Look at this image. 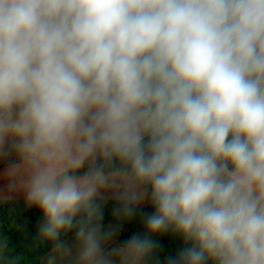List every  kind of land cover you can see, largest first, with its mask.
Masks as SVG:
<instances>
[{
  "label": "clouds",
  "instance_id": "9594fccd",
  "mask_svg": "<svg viewBox=\"0 0 264 264\" xmlns=\"http://www.w3.org/2000/svg\"><path fill=\"white\" fill-rule=\"evenodd\" d=\"M0 161L46 264H264V0H0Z\"/></svg>",
  "mask_w": 264,
  "mask_h": 264
},
{
  "label": "trees",
  "instance_id": "16d2710c",
  "mask_svg": "<svg viewBox=\"0 0 264 264\" xmlns=\"http://www.w3.org/2000/svg\"><path fill=\"white\" fill-rule=\"evenodd\" d=\"M103 206L102 224H115L122 230L119 244L123 245L133 233L145 232L141 213L151 214L154 209L151 205L145 208H137L136 215L127 221H119L113 216V209L118 207L117 202L101 200ZM9 217L12 221L21 226L22 231L10 229L8 225ZM43 222L42 213L37 208H28L21 201L10 200L7 203L0 202V235H6L10 240V248L16 256L22 257L18 264H39L41 258L52 248V242L42 240L38 237L39 228ZM75 233V229L67 234L61 233V241ZM161 245L159 256L161 264H165V257L169 254L175 255L185 246L184 240L180 236L167 234L156 236ZM205 264H212L210 259H206Z\"/></svg>",
  "mask_w": 264,
  "mask_h": 264
},
{
  "label": "crops",
  "instance_id": "0c3cea01",
  "mask_svg": "<svg viewBox=\"0 0 264 264\" xmlns=\"http://www.w3.org/2000/svg\"><path fill=\"white\" fill-rule=\"evenodd\" d=\"M6 167V163L0 161V196L7 194V182L6 180L3 178V170ZM83 171V170H82ZM106 196L108 197L106 199V201H112V202H116L114 199L111 198L110 194L106 193ZM21 201L24 204L25 203V199L22 193H14L13 194V198L11 199V201ZM150 203H148L147 201H145L142 205H140L138 208H145L147 206H149ZM104 229H107L109 226L112 227H118L119 231L117 232V234L115 235V237L113 238L112 241L109 242L108 245H106V248H111L114 246H119V238L122 234V230L119 226L115 225V224H102ZM63 242L67 243L69 246H72L73 249L75 247V233L72 235H69L68 237H66L65 239L62 240ZM51 250V249H50ZM50 250L41 258L39 264H46V259L47 256L50 253Z\"/></svg>",
  "mask_w": 264,
  "mask_h": 264
}]
</instances>
